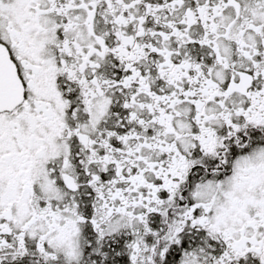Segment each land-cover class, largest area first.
<instances>
[{
	"label": "snow or ice",
	"instance_id": "snow-or-ice-1",
	"mask_svg": "<svg viewBox=\"0 0 264 264\" xmlns=\"http://www.w3.org/2000/svg\"><path fill=\"white\" fill-rule=\"evenodd\" d=\"M0 264H264V0H0Z\"/></svg>",
	"mask_w": 264,
	"mask_h": 264
}]
</instances>
